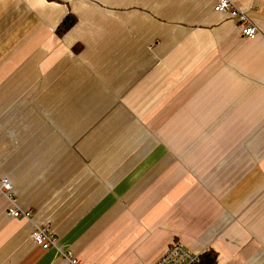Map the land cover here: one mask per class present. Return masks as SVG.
Returning a JSON list of instances; mask_svg holds the SVG:
<instances>
[{
    "label": "crops",
    "instance_id": "obj_1",
    "mask_svg": "<svg viewBox=\"0 0 264 264\" xmlns=\"http://www.w3.org/2000/svg\"><path fill=\"white\" fill-rule=\"evenodd\" d=\"M0 0V264H264V0ZM72 24L56 32L65 16Z\"/></svg>",
    "mask_w": 264,
    "mask_h": 264
},
{
    "label": "built area",
    "instance_id": "obj_2",
    "mask_svg": "<svg viewBox=\"0 0 264 264\" xmlns=\"http://www.w3.org/2000/svg\"><path fill=\"white\" fill-rule=\"evenodd\" d=\"M212 10L218 13H224L233 20L238 26V34L245 39H252L257 29L251 21L245 16L242 10L236 7L230 0H216ZM0 193L7 199L8 206L5 213L11 218L25 216L14 207V196L11 191V185L6 178H0ZM30 240L36 246L43 250L53 248L58 251L59 257L65 264H81L77 257L70 250H61L57 245V240L52 234L49 224L36 225L29 234ZM199 260V254L191 253L185 249L179 242H171L165 251L155 260L153 264H196ZM94 264V263H90Z\"/></svg>",
    "mask_w": 264,
    "mask_h": 264
},
{
    "label": "trees",
    "instance_id": "obj_3",
    "mask_svg": "<svg viewBox=\"0 0 264 264\" xmlns=\"http://www.w3.org/2000/svg\"><path fill=\"white\" fill-rule=\"evenodd\" d=\"M73 17L67 14L63 21H61L56 28V32L60 33L69 27L73 22ZM196 264H215V253L212 250H206L199 254V260Z\"/></svg>",
    "mask_w": 264,
    "mask_h": 264
}]
</instances>
